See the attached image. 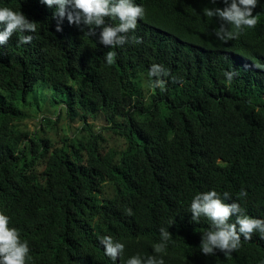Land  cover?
<instances>
[{
    "label": "trees",
    "instance_id": "trees-1",
    "mask_svg": "<svg viewBox=\"0 0 264 264\" xmlns=\"http://www.w3.org/2000/svg\"><path fill=\"white\" fill-rule=\"evenodd\" d=\"M136 3L144 8L137 27L108 48L99 28L89 36L65 18L57 32L40 0H0L36 23L30 43H18L17 32L0 46V212L28 242L26 264H124L153 254L160 227L171 234L165 264H260L256 232L230 256L203 254L209 224L193 222L189 204L215 189L264 218V0L253 10L256 25L227 42L212 34L217 18L202 15L222 0ZM153 64L168 71L163 87H153ZM230 70L237 75L228 82ZM53 114L82 125L57 141ZM90 118H104L125 145L108 144ZM103 236L125 244L116 261L104 255Z\"/></svg>",
    "mask_w": 264,
    "mask_h": 264
},
{
    "label": "clouds",
    "instance_id": "clouds-1",
    "mask_svg": "<svg viewBox=\"0 0 264 264\" xmlns=\"http://www.w3.org/2000/svg\"><path fill=\"white\" fill-rule=\"evenodd\" d=\"M44 5L53 9V19L57 21L56 31H62V23L67 22L77 26L84 25L89 36L96 35L99 28L98 43L108 48H115L125 43L128 33L137 27V19L143 17L144 8L136 0H40ZM213 5L217 0H209ZM221 7H204L202 15L206 18H217L218 26L212 34L221 42L235 39L245 28H252L257 23V15L253 10L259 0H222ZM118 20L117 24L106 23L105 18ZM36 23L30 21L21 11L7 6H0V46L7 44L13 33H22L18 43L28 44L33 39L28 34L35 31ZM114 52L107 51L104 59L108 64L114 61ZM168 71L158 64L151 65L149 76L155 77L153 87H163L165 81L162 76ZM237 75L234 70L225 71L224 77L228 82ZM241 196L247 193L241 189ZM230 194L218 193L215 189L197 192L193 195L189 212L193 222L201 217L208 221L209 226L201 234L200 251L205 255H212L216 250L230 256L241 246V237L250 240L252 233H258L264 238V218L252 217L246 214L236 201L227 203ZM132 215V209L126 210ZM234 220L230 222V217ZM160 240L152 245L153 254H135L124 260V264H165L161 255L168 246L171 234L168 227H160ZM104 255L116 261L122 254L125 244L111 236H103L99 240ZM28 242L20 236L18 228L10 226V217L0 212V264H26L29 256ZM260 264H264L261 261Z\"/></svg>",
    "mask_w": 264,
    "mask_h": 264
},
{
    "label": "rangeland",
    "instance_id": "rangeland-1",
    "mask_svg": "<svg viewBox=\"0 0 264 264\" xmlns=\"http://www.w3.org/2000/svg\"><path fill=\"white\" fill-rule=\"evenodd\" d=\"M152 97V90H146L145 91V99L147 102H150ZM54 121L58 120L57 115L53 114ZM59 122L55 124L52 130H50V134L55 135V139L57 141H60V139L65 138V136H69V134H73L77 128H79L82 123L80 121L71 122L67 116L62 118L61 120H58ZM89 121L94 125L95 129L97 130H104L103 132L106 133L108 136V144H111L113 146H116L118 148H122L126 143L125 137L121 133H116L114 129H111L104 118H97L92 119L90 118ZM26 124V122H24ZM35 125L36 122H29L28 123V129L33 132L35 131ZM122 146V147H121ZM105 194H109L108 198L111 197L110 195V189H106Z\"/></svg>",
    "mask_w": 264,
    "mask_h": 264
}]
</instances>
